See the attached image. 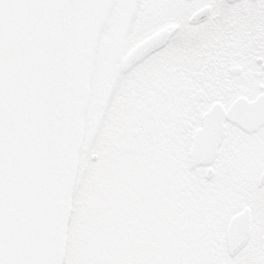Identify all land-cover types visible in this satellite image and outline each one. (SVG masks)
Here are the masks:
<instances>
[{
  "label": "snow or ice",
  "instance_id": "snow-or-ice-1",
  "mask_svg": "<svg viewBox=\"0 0 264 264\" xmlns=\"http://www.w3.org/2000/svg\"><path fill=\"white\" fill-rule=\"evenodd\" d=\"M0 264H264V0H0Z\"/></svg>",
  "mask_w": 264,
  "mask_h": 264
}]
</instances>
